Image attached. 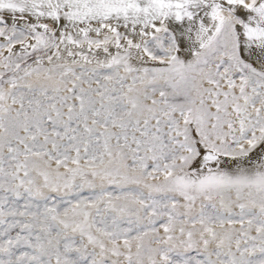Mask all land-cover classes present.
<instances>
[{
    "label": "snow or ice",
    "instance_id": "6c2138e0",
    "mask_svg": "<svg viewBox=\"0 0 264 264\" xmlns=\"http://www.w3.org/2000/svg\"><path fill=\"white\" fill-rule=\"evenodd\" d=\"M0 264H264V0H0Z\"/></svg>",
    "mask_w": 264,
    "mask_h": 264
}]
</instances>
